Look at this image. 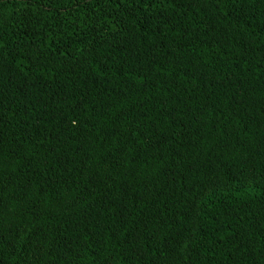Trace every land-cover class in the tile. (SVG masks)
Here are the masks:
<instances>
[{"label":"trees","instance_id":"1","mask_svg":"<svg viewBox=\"0 0 264 264\" xmlns=\"http://www.w3.org/2000/svg\"><path fill=\"white\" fill-rule=\"evenodd\" d=\"M0 264H264V0H0Z\"/></svg>","mask_w":264,"mask_h":264}]
</instances>
